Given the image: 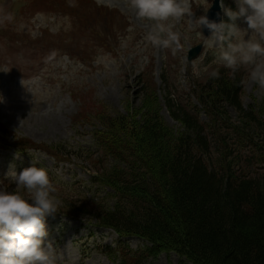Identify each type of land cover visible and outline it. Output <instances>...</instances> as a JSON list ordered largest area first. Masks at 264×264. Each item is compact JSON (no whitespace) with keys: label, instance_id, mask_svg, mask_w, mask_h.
Returning a JSON list of instances; mask_svg holds the SVG:
<instances>
[{"label":"rangeland","instance_id":"obj_1","mask_svg":"<svg viewBox=\"0 0 264 264\" xmlns=\"http://www.w3.org/2000/svg\"><path fill=\"white\" fill-rule=\"evenodd\" d=\"M85 1L0 0V15L13 17L11 21L0 22V69L10 68L7 73L0 71L3 96L0 187L15 190L16 185L6 172L12 166L17 173L31 166V155H35L49 169L60 207L80 205L85 200L94 201L95 204L86 203L92 209L102 200L103 208L111 206L113 202L107 200L110 190L91 181L97 173L91 170L89 158L92 154L99 157L92 144L93 127L82 123L74 126L72 118L81 109L87 114L86 109L98 101L111 111L126 114V110L132 109L136 113L144 100L153 101L152 93L164 124L174 134L186 130L171 117L165 101L168 95L188 112H195L194 116L206 126L213 152L214 143L220 142L223 148L228 144L238 148L242 155L256 153L249 142H258L257 137L251 139V131L242 126L239 116L228 109L233 124L228 130L223 129L219 119L213 120L198 100L199 87L192 82L201 85L208 80L206 74L194 75L204 51L202 33L200 28L196 30L194 19L206 12L212 0H192V16L172 21L181 37L180 49L176 51L155 48L146 42L152 23L137 18L128 7V0ZM224 4L236 8L235 0H224ZM223 19L226 20L224 14ZM237 23L247 27L242 20ZM199 43L200 53L188 63L187 51ZM202 63L209 70L220 66L211 51L205 54ZM227 70L230 77L236 74L243 77L240 93L243 107L249 104L264 107V90L252 81L250 68ZM162 75L167 79V87L162 85ZM223 132L227 134L226 142L224 137L220 139ZM239 139L248 146L236 144ZM23 140L40 148L29 146L27 150ZM46 145L61 146L63 154L70 153L62 156L53 151L47 153ZM16 153L20 154L19 158ZM258 154L264 158L263 149ZM100 159L115 163L108 155L100 154ZM256 163L258 170L264 172V162ZM91 216L46 218L48 239L53 242L59 264H131L134 260L136 264H182L183 259L174 252L136 259L147 242L135 236L119 235L111 228H101Z\"/></svg>","mask_w":264,"mask_h":264},{"label":"trees","instance_id":"obj_2","mask_svg":"<svg viewBox=\"0 0 264 264\" xmlns=\"http://www.w3.org/2000/svg\"><path fill=\"white\" fill-rule=\"evenodd\" d=\"M215 68L219 79L201 85L192 81L199 87L197 98L223 129L233 124L228 109L235 112L251 131V139L257 137L258 142H249L255 154L242 155L238 148L229 144L223 148L220 142L221 147L214 143L215 152L210 150L206 126L169 95L165 101L171 117L180 121L185 133L174 134L164 124L154 93L153 101L144 100L136 113L111 111L98 101L86 109L87 114L83 109L76 113L72 124L93 127L90 134L99 157L89 158L91 170L97 173L91 181L110 190L107 200L113 204L103 208L102 200L92 209L86 203L94 201L85 200L60 207L57 213L93 215L98 226L147 242L136 258L140 261L174 252L182 264H264V172L256 166L264 162L258 154L264 150V107L244 108L243 77H230L226 68ZM161 82L168 86L164 75ZM221 137L226 142L227 134ZM23 141L27 148H40ZM236 144L248 146L241 139ZM44 151L59 156L70 153L63 154L61 146L53 145H46ZM100 154L115 163L103 162Z\"/></svg>","mask_w":264,"mask_h":264},{"label":"clouds","instance_id":"obj_3","mask_svg":"<svg viewBox=\"0 0 264 264\" xmlns=\"http://www.w3.org/2000/svg\"><path fill=\"white\" fill-rule=\"evenodd\" d=\"M235 4L233 10L220 0L227 20L215 22L206 15L194 19L196 30L201 26L210 30L207 38L200 34L204 51L194 75L206 74L212 80L220 78L219 68L209 70L202 63L205 54L211 51L214 61L232 72L241 67L250 68L252 81L264 90V0H235ZM128 7L137 18L152 23L146 34L148 44L173 51L180 49L181 37L172 21L192 16V0H128ZM12 18L10 14H3L0 22ZM241 20L247 27L238 25L237 21ZM9 69L0 71L7 73ZM16 156L19 158L20 154ZM31 158V166L19 173L15 166L6 172L10 173L8 179L15 183V190L0 187V264H59L46 227V218L60 211L57 189L40 158L35 155Z\"/></svg>","mask_w":264,"mask_h":264},{"label":"water","instance_id":"obj_4","mask_svg":"<svg viewBox=\"0 0 264 264\" xmlns=\"http://www.w3.org/2000/svg\"><path fill=\"white\" fill-rule=\"evenodd\" d=\"M220 15H221V10H220V5H219V0H214L213 5L209 9L206 16L208 17L209 20L219 22L220 21ZM202 27H203L204 34L207 35L210 32V30H208L204 26H202ZM200 48H201V45H197L194 48H192L191 50H189L188 61H191L196 56V54L199 52Z\"/></svg>","mask_w":264,"mask_h":264}]
</instances>
